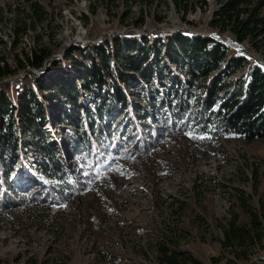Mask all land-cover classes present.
<instances>
[{"label": "rangeland", "instance_id": "1", "mask_svg": "<svg viewBox=\"0 0 264 264\" xmlns=\"http://www.w3.org/2000/svg\"><path fill=\"white\" fill-rule=\"evenodd\" d=\"M249 1L248 7L260 6L264 12V0ZM34 2L49 14L35 31L17 40L13 24L29 23L27 11ZM93 5L95 13L90 12ZM217 7L218 0H186L179 6L173 0H0V61L14 68L17 58L24 60L35 45L53 51L44 70L18 68L0 79V87L14 97L18 84L49 71L42 94L47 125L35 129L46 138L35 134L32 139L49 144L65 171L58 187L63 195L47 196L56 184L37 170H22L17 152L8 180L18 198L0 206V264H160L157 249L162 243L203 264H264L257 260L264 258V221L251 222V213L261 211L264 203V138L248 141L218 130L211 110L198 102L204 83L219 77L218 84H235L239 72L226 74L222 62L194 80L178 56L170 63L171 79L162 50L155 68L158 79L152 72L143 85L122 84L133 115L119 104L96 119L88 109L103 94H96L93 86L82 88L73 65H67L65 75L52 65L71 46L86 48L126 35L162 47L163 38L194 32L237 54L234 35L210 26ZM263 49L251 53L264 58ZM66 81L76 83L80 103L72 122L62 117L66 98L60 95ZM87 118L101 150L87 141ZM99 123L106 132L97 131ZM138 125L145 139L134 129ZM27 173L38 180L26 179ZM230 221L246 237L224 246Z\"/></svg>", "mask_w": 264, "mask_h": 264}, {"label": "trees", "instance_id": "2", "mask_svg": "<svg viewBox=\"0 0 264 264\" xmlns=\"http://www.w3.org/2000/svg\"><path fill=\"white\" fill-rule=\"evenodd\" d=\"M185 1L173 0L177 6L185 4ZM249 2V0H218V7L213 13L210 26L220 31H230L238 42L248 44L249 47L246 49L249 52L261 51L264 46V12H260V6L248 7ZM90 12L95 13L96 6L90 7ZM27 13L30 18L29 23L24 21L21 24L16 22L13 24L12 28L17 40L28 30L35 31L49 14L43 4L36 2L29 4ZM82 20L85 24L88 16L84 15ZM161 41H163L162 47L159 45L155 47L150 46L149 39L145 37L135 38L126 35L121 39L119 36H114L104 43L89 45L86 48L71 46L66 49L63 59H57L52 65L59 74L64 75L67 65H73L76 77L81 80L82 88L88 89L93 86L96 94H103V100L100 103H92L88 109L94 118L101 119L104 112L118 107L119 104L133 115V105L122 84L143 85L152 72V78L158 79L155 68L158 64L157 57L162 50L164 62L171 72V79L175 75L172 74L170 63L177 62L178 56L186 62L187 72L194 80L205 78L223 62V71L226 74L239 72L237 82L218 84L220 83L218 77L213 78L208 84L204 83V95L198 100L200 106L202 109L211 110L218 130L235 132L248 141L264 138V67L252 63L242 55L228 53L227 47L220 42L193 36L187 32L170 35ZM36 46L25 54L24 60L17 58L14 68L8 61L1 59L0 79L13 75L18 68L26 65L41 68L53 51L51 48ZM50 79L51 75L47 70L43 71L40 77L33 75L30 82L15 87L14 97L10 95L8 89L0 87V206L2 207L18 198L8 180L9 170L15 165L18 151L21 155L19 163L22 170L26 172L28 168L31 171L37 170L40 175L56 184L51 187L46 186L49 187L47 196L60 198L63 195V190L58 188L62 185L65 176L62 162L53 149L49 148V144H37L32 139L35 134L42 136V140L46 138L42 131L36 133L35 129L37 126L47 125V105L42 94L46 88L45 84ZM64 84L65 87L60 95L66 98L63 102L62 117L72 122L74 116L80 113L76 83L66 81ZM188 88L185 87V92L191 94ZM15 100L18 103H15ZM213 106L215 110L212 109ZM91 125L89 118L84 120L83 131L87 141L94 143L97 150H101L103 149L101 143L93 139ZM134 129L139 132L138 135L142 139H145L143 136L145 133L140 125ZM97 131L102 133L107 129L99 123ZM31 153L37 157H32ZM25 178L38 180L28 173ZM260 209L258 213H251L252 224L259 225V222L264 221V203L261 204ZM245 237L241 229L235 226L234 221H230L224 229L222 244L224 246L238 244V240ZM157 250L160 264H203L198 258L164 243L160 244Z\"/></svg>", "mask_w": 264, "mask_h": 264}, {"label": "water", "instance_id": "3", "mask_svg": "<svg viewBox=\"0 0 264 264\" xmlns=\"http://www.w3.org/2000/svg\"><path fill=\"white\" fill-rule=\"evenodd\" d=\"M194 36H196V34L194 32H191ZM235 43H237V48H234V50L237 52V54L239 55H242L244 57H246L247 59H254V61L256 63H260L259 61H264V58L263 57H259L251 52H249L244 46L242 43L238 42V41H235ZM52 57H50L49 59H47L44 63V67L43 68H36L38 69V71H42L46 68L47 66V63L49 62V60L51 59ZM264 63V62H263ZM7 81V80H6ZM257 260L261 261L262 263H264V258L263 257H260L258 258Z\"/></svg>", "mask_w": 264, "mask_h": 264}, {"label": "bare ground", "instance_id": "4", "mask_svg": "<svg viewBox=\"0 0 264 264\" xmlns=\"http://www.w3.org/2000/svg\"><path fill=\"white\" fill-rule=\"evenodd\" d=\"M234 47H235V46H234ZM234 47H233V48H234ZM236 48H237V45H236ZM251 59H252V58H251ZM253 60H254V59H253Z\"/></svg>", "mask_w": 264, "mask_h": 264}]
</instances>
